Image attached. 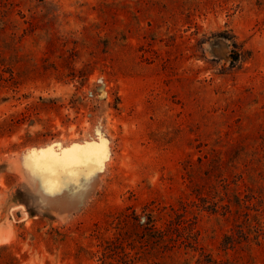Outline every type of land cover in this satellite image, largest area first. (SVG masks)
<instances>
[{"label":"rangeland","instance_id":"rangeland-1","mask_svg":"<svg viewBox=\"0 0 264 264\" xmlns=\"http://www.w3.org/2000/svg\"><path fill=\"white\" fill-rule=\"evenodd\" d=\"M0 264H264V0H0Z\"/></svg>","mask_w":264,"mask_h":264},{"label":"trees","instance_id":"trees-1","mask_svg":"<svg viewBox=\"0 0 264 264\" xmlns=\"http://www.w3.org/2000/svg\"><path fill=\"white\" fill-rule=\"evenodd\" d=\"M231 56H232L234 62H236L239 59V57H238L239 55L236 51H233Z\"/></svg>","mask_w":264,"mask_h":264}]
</instances>
